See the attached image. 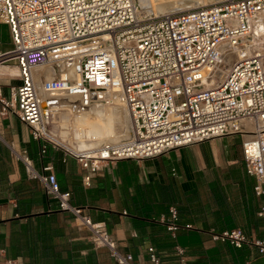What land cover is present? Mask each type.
<instances>
[{
	"label": "built area",
	"instance_id": "1",
	"mask_svg": "<svg viewBox=\"0 0 264 264\" xmlns=\"http://www.w3.org/2000/svg\"><path fill=\"white\" fill-rule=\"evenodd\" d=\"M0 22L8 25L13 46L0 54V64L15 61L20 80L8 98H0V116L13 114L28 125L40 155L51 147L74 159L88 185V172L104 162L153 158L238 134L253 193L264 199V0H220L162 14H147L137 0H0ZM58 63L75 67L74 76L36 72ZM57 93L75 114L96 105L123 107L126 135L75 147L70 129L66 138L57 131L58 110L45 117L42 109ZM18 157L58 209L89 230L93 246L107 248L116 264H140L117 249L104 222H93L71 203L52 166L37 173L25 153ZM258 216L264 218V207ZM160 220L175 238L177 209L170 207ZM210 235L235 248L253 246L264 257V238L249 239L241 228ZM175 250L184 256L181 246ZM148 252L160 264L154 248ZM3 264L17 263L6 258Z\"/></svg>",
	"mask_w": 264,
	"mask_h": 264
},
{
	"label": "crops",
	"instance_id": "2",
	"mask_svg": "<svg viewBox=\"0 0 264 264\" xmlns=\"http://www.w3.org/2000/svg\"><path fill=\"white\" fill-rule=\"evenodd\" d=\"M8 25L0 22V54L12 49ZM20 84L15 61L0 64V98ZM227 135L177 147L145 159L107 161L86 173L72 158L40 143L31 128L13 114L0 116V264H116L109 250L95 247L89 230L47 195L19 155L42 173L52 166L58 183L71 193V203L93 222H104L117 249L140 264H264L248 244L235 248L211 239V230L241 228L249 239L264 238V199L253 193L254 179L246 171L242 138L235 145ZM170 207L178 211L179 230L173 238L160 220ZM185 252L180 257L175 246Z\"/></svg>",
	"mask_w": 264,
	"mask_h": 264
},
{
	"label": "bare ground",
	"instance_id": "3",
	"mask_svg": "<svg viewBox=\"0 0 264 264\" xmlns=\"http://www.w3.org/2000/svg\"><path fill=\"white\" fill-rule=\"evenodd\" d=\"M154 1H158L159 4H162V3L164 4V3L175 2L178 0H154ZM197 1H200V0H186V2H197ZM139 3H140L139 5L141 6V8L147 14L156 12L154 9H152V6H154L153 0H139ZM167 10L171 11L172 9L169 10L167 8ZM168 11H163V12H168ZM39 70L49 76L55 75V76L60 77L61 75L64 76L65 74L74 76L73 71H75V67H67L65 63H58V64H51L49 66H46L45 68L38 69L36 70V72H38ZM59 95L60 94L58 93L53 94L52 96L49 95L43 101L42 109L44 111V114L46 115L45 117H47V114L49 111L59 110L58 109L59 107H63V106H59V107L57 106V105H60V103L57 104L56 102L57 99H61ZM50 101H55V103L54 102L49 103ZM68 107L70 109L72 108L71 105ZM109 107L111 106H106V105L91 106L89 109H87L83 113L75 114V118H74L75 122L78 125L85 126L84 128L80 127V130L77 131L78 142L80 143L75 144V147L77 148L93 147L105 141H117L119 140V138L126 135L125 131H126L128 120L126 121V124L124 126L123 125L124 123L121 122V120L119 121V119L122 117L120 115L121 114L120 110L118 109L119 107L113 106L110 109ZM60 118H61L60 119V127H61L62 122L65 121L64 115L62 113L60 114ZM116 124L118 125L119 128L122 129L121 132L118 131L119 134H117L118 132H116V128H118ZM69 128H71V126L67 127V129L61 127L63 131L67 130L68 132H69ZM71 131L74 137L73 130L71 129ZM68 132H67V135L69 134Z\"/></svg>",
	"mask_w": 264,
	"mask_h": 264
},
{
	"label": "rangeland",
	"instance_id": "4",
	"mask_svg": "<svg viewBox=\"0 0 264 264\" xmlns=\"http://www.w3.org/2000/svg\"><path fill=\"white\" fill-rule=\"evenodd\" d=\"M217 1H220V0H200V1H197V2H186V0H178V1H175V2H170V3H162V4H159V2L158 1H154L153 0V5L154 6H152V9H154L156 12H158V10H159V12L158 13H154V14H162V12L163 11H168L167 10V8L169 9V10H171V11H177V10H184V9H188V8H191V7H196V6H202V5H209V4H212V3H215V2H217ZM137 2L139 3V0H137ZM196 3V4H195ZM140 4V3H139ZM164 9H166V10H164ZM161 12V13H160ZM169 12V11H168ZM163 13H166V12H163ZM61 76H63V75H61ZM59 97L61 98V99H57V104H59L60 103V105H57L58 107L59 106H63V107H59L58 109V111L56 112L57 114V116H58V123H57V126H59V127H57L58 128V133L62 136V138L64 137V136H67V130H64L63 131V129H61V127L62 128H65V129H67V127H69V126H71V128H69L70 129V136H71V139L70 140H72V131H71V129L73 130V133H74V138L76 139V144H78V143H80V142H78V137H77V131H79L80 130V127H82V128H84L85 126L84 125H78L76 122H75V120H74V118H75V113H73L71 110L72 109H70L68 106H70V101H67V100H65L64 99V97L63 96H61V95H59ZM51 102H54L55 103V101H50L49 103H51ZM47 103V102H46ZM108 106H111V107H113V106H116V105H108ZM111 107H109V109L111 108ZM117 107V106H116ZM119 108V110H120V115L122 116L120 119H119V121L121 120V122H123L124 124V126H125V124H126V121H127V116H126V112H125V110H123V107H121V106H118ZM70 110V111H64V110ZM61 110V111H60ZM63 110V111H62ZM63 114L64 115V120L65 121H63L62 122V124H61V127H60V114ZM124 116V117H123ZM124 118V119H123ZM89 119V118H88ZM123 120V121H122ZM116 126L118 127V125L116 124ZM121 128H116V132H121ZM62 131V132H61ZM119 132L117 133V134H119ZM68 137V136H67ZM64 138H66V137H64ZM240 137H239V135H236V136H234V137H232V138H230L228 141H229V143L231 144V145H235L236 143H237V140L239 139ZM73 141V140H72Z\"/></svg>",
	"mask_w": 264,
	"mask_h": 264
},
{
	"label": "water",
	"instance_id": "5",
	"mask_svg": "<svg viewBox=\"0 0 264 264\" xmlns=\"http://www.w3.org/2000/svg\"><path fill=\"white\" fill-rule=\"evenodd\" d=\"M4 201H6V200H1V199H0V204H1L2 202H4Z\"/></svg>",
	"mask_w": 264,
	"mask_h": 264
}]
</instances>
